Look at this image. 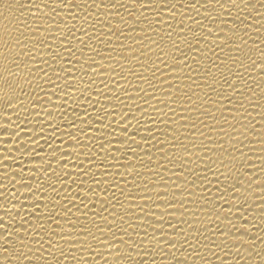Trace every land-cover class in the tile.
<instances>
[{
    "label": "bare ground",
    "instance_id": "1",
    "mask_svg": "<svg viewBox=\"0 0 264 264\" xmlns=\"http://www.w3.org/2000/svg\"><path fill=\"white\" fill-rule=\"evenodd\" d=\"M0 264H264V0H0Z\"/></svg>",
    "mask_w": 264,
    "mask_h": 264
},
{
    "label": "snow or ice",
    "instance_id": "2",
    "mask_svg": "<svg viewBox=\"0 0 264 264\" xmlns=\"http://www.w3.org/2000/svg\"><path fill=\"white\" fill-rule=\"evenodd\" d=\"M28 2H29V3H34V0H28ZM53 2H55V0H53ZM64 2H65V0H61V3H64ZM93 2H95V0H93ZM197 2H198V0H197ZM216 2L219 3V0H216ZM232 2L235 3V0H232ZM20 6H21V7H24L23 4H21ZM44 6H45V7L48 6V5H47V2L44 3ZM195 6H196L195 4H190V5H189V7H192V8H194ZM36 7H37V9H39V5H36ZM51 11L54 12L55 9L53 8V9H51ZM208 31H209V34H211V29H209ZM81 42H82V41H81ZM177 48H178V45H177ZM45 63H47V61H45ZM252 63H253V66L256 65V62H255V61H252ZM189 78H191V77H189ZM241 79H243V77H241ZM226 83H227V81H226ZM170 86H171V85H170ZM229 87H233V88H234V85H231V84H230ZM234 90H235V88H234ZM127 130H128L127 127H125V128L123 129L124 132H127ZM133 135H135V134H133ZM77 143H79V141H77ZM102 146H103V145H102ZM50 166H51V165H49V167H50ZM36 207L38 208L39 205H36ZM109 230H111V229H109ZM69 231H70V230H69ZM82 231H87V230H82ZM145 235H147V232H145ZM62 238H63V237H62ZM20 239H21V243H23V237H21ZM113 239H115V236L113 237ZM153 239H155V237H153ZM77 242L81 243V246H83V242H82V241H77ZM121 242H122V243H127L126 241H123L122 238H121ZM158 243H159V241H158ZM4 250H5L6 252L9 251L7 248H5ZM28 251L31 252V249L29 248ZM117 253H119V248H117ZM60 255H61V256H65V252H64L63 249H61ZM23 258L26 259L27 256L24 255Z\"/></svg>",
    "mask_w": 264,
    "mask_h": 264
}]
</instances>
